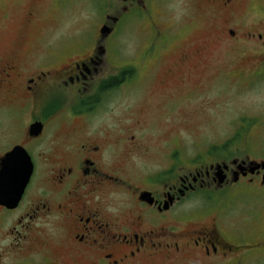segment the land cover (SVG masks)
I'll use <instances>...</instances> for the list:
<instances>
[{
    "label": "flooded vegetation",
    "instance_id": "flooded-vegetation-1",
    "mask_svg": "<svg viewBox=\"0 0 264 264\" xmlns=\"http://www.w3.org/2000/svg\"><path fill=\"white\" fill-rule=\"evenodd\" d=\"M122 1L116 15L105 13L101 27L111 19L109 33L81 58L72 49L22 58L36 5L23 10L16 43L0 45V264H264V156L213 161L207 153L208 162H174L157 175L143 166L144 174L132 177L133 155L146 153L137 136L159 119L133 115L140 96L122 111L123 83L142 89L146 67L132 62L124 69L120 46L109 41L124 14L147 20L141 60L150 58L151 83L166 90L157 108L154 100L149 107L173 116L193 104L198 87L166 102L170 88L208 73L214 48L254 44V73L264 68V19L260 12L248 16L253 2L264 11L263 0H202L187 6L186 20L168 26L154 13L160 0ZM24 4L0 0L2 20L12 22L7 11ZM174 51L159 80L156 65ZM204 190L216 193L213 203L194 211L210 216L188 221L177 209Z\"/></svg>",
    "mask_w": 264,
    "mask_h": 264
},
{
    "label": "rangeland",
    "instance_id": "rangeland-1",
    "mask_svg": "<svg viewBox=\"0 0 264 264\" xmlns=\"http://www.w3.org/2000/svg\"><path fill=\"white\" fill-rule=\"evenodd\" d=\"M22 1L25 4L21 10L11 8L10 11H7L12 21L10 23L2 20L3 11H0V25H5L4 30H0V45L16 43V34L22 28L23 10L26 6L36 5V12L39 14L32 23L27 25L26 35L20 46L23 49L22 58L25 59H41L42 53L46 49L59 51L72 49L74 59L81 58L88 53L83 50L90 51L93 44L98 43L99 30L104 22L105 13L111 16L116 15L123 6L119 0H107L106 5L105 0ZM160 2L161 6H158L154 13L160 20L167 22L166 26L169 23L176 25L186 20L188 5L198 7L203 3L202 0H194L191 3L186 0H160ZM262 5L264 6V0ZM255 12H260L262 20L264 19L262 13L264 11L258 10V6L253 2L248 16ZM110 21L111 19L106 20L104 24H110ZM147 23L146 19L137 20L132 17L131 13H126L119 21L117 30L109 39V41L113 40L112 44L120 46L124 69H132L131 67L137 64L146 67L144 69L145 80L142 79L145 85L142 89L135 88L134 84L123 83L120 90L122 111L127 103H134L131 100L140 96L138 102L134 103L136 113L133 115L142 114L143 117L155 119V121L159 119L155 127H145L147 129L144 130L145 135L144 132H140L137 136L146 153L133 155L132 163L136 168L129 171L131 176L139 179L140 175L144 174L143 166L150 173L157 175L159 168L168 169V166L171 168L174 162L178 165L189 166L198 156L197 159H200L201 162H208L211 158L207 153L205 154L207 149L211 145L221 144L233 138L239 132L240 126L245 127V132H243L244 130L240 131L233 141L227 158L222 159V153H220L213 155L212 160L229 161L235 156L243 158L245 152L253 157L264 156V68L260 69V72L254 73L257 70L255 65L258 60L251 54L254 52V44L248 43V46H245L243 50L237 43L235 46L224 43L217 49H213L216 62H213V67L209 66L208 73L205 69L196 72L195 80L188 78L181 88L179 83L173 89L168 84L170 90L167 89V91L174 93H167L166 102L193 94L190 92L194 91V86H197L198 90L194 92L196 99L193 104H190L191 106L186 105L176 115L167 117L160 114V111L156 112L149 107V103L151 104L154 100V106L157 108L158 104L156 105V103L160 98L166 97V90L158 83H151L153 79L150 73L153 71L149 68V64L152 63L150 58L141 60L143 55L141 49L148 42ZM166 26L162 25L163 28ZM197 35L185 36L180 43L182 46H189ZM83 45L86 46L82 47ZM174 45L173 47H175ZM161 60H164V63L155 67L159 80L162 79V67L165 68L176 60V52H170ZM132 62L133 66H130ZM194 63L195 61L190 64L194 65ZM164 108L165 104L161 111ZM108 113L109 111H107ZM71 125L69 127H82L80 124ZM62 127H65L64 124ZM81 133L84 134L83 129H81ZM229 152L234 153L230 154ZM206 165L208 163H202V168ZM144 171L146 172V170ZM215 196V192L204 190L202 194L187 199L177 211L186 210L188 221H203L210 215L194 210L201 208L208 210Z\"/></svg>",
    "mask_w": 264,
    "mask_h": 264
},
{
    "label": "trees",
    "instance_id": "trees-1",
    "mask_svg": "<svg viewBox=\"0 0 264 264\" xmlns=\"http://www.w3.org/2000/svg\"><path fill=\"white\" fill-rule=\"evenodd\" d=\"M245 129V127H241L240 126V129H239V132L237 133V135H235V136H233L234 138H231V139H229L224 145H222V146H220V145H212L209 149H208V151H207V153L208 154H212V155H214V154H220V152H222L223 150H225L227 147H229V145L233 142V140H235L236 139V137L238 136V134L240 133V131H242V130H244ZM243 132H245V130L243 131ZM241 135V134H240Z\"/></svg>",
    "mask_w": 264,
    "mask_h": 264
},
{
    "label": "water",
    "instance_id": "water-1",
    "mask_svg": "<svg viewBox=\"0 0 264 264\" xmlns=\"http://www.w3.org/2000/svg\"><path fill=\"white\" fill-rule=\"evenodd\" d=\"M108 28H106L105 26H103L101 29H100V32H101V34H106V33H108ZM28 157V156H27ZM29 161V160H28Z\"/></svg>",
    "mask_w": 264,
    "mask_h": 264
}]
</instances>
